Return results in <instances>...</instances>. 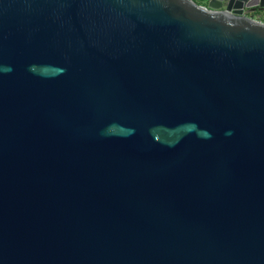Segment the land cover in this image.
I'll list each match as a JSON object with an SVG mask.
<instances>
[{
	"label": "water",
	"instance_id": "95a60500",
	"mask_svg": "<svg viewBox=\"0 0 264 264\" xmlns=\"http://www.w3.org/2000/svg\"><path fill=\"white\" fill-rule=\"evenodd\" d=\"M0 0V264H264V0Z\"/></svg>",
	"mask_w": 264,
	"mask_h": 264
},
{
	"label": "crops",
	"instance_id": "0c3cea01",
	"mask_svg": "<svg viewBox=\"0 0 264 264\" xmlns=\"http://www.w3.org/2000/svg\"><path fill=\"white\" fill-rule=\"evenodd\" d=\"M196 4H199L196 0H192ZM252 18L258 22L264 23V12L261 13H255L252 15Z\"/></svg>",
	"mask_w": 264,
	"mask_h": 264
}]
</instances>
